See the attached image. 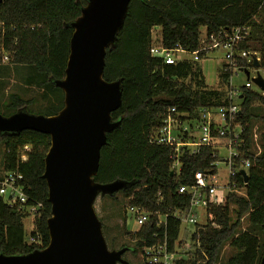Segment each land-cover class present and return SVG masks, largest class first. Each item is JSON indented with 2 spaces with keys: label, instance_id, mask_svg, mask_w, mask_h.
Wrapping results in <instances>:
<instances>
[{
  "label": "trees",
  "instance_id": "trees-1",
  "mask_svg": "<svg viewBox=\"0 0 264 264\" xmlns=\"http://www.w3.org/2000/svg\"><path fill=\"white\" fill-rule=\"evenodd\" d=\"M86 4L87 0H4L0 3V45L4 53L10 54L7 64L33 67L26 85L42 90L45 115L57 114L64 107V92L55 81L65 77L74 32L71 24ZM241 25L249 26L250 34L240 43V49L250 52L254 58L259 52L258 68H264V0H131L116 42L107 48L104 78L109 82L121 80L122 105L112 112L113 119L120 120L121 124L107 133L94 180L126 182L128 186L121 192L129 199V205L143 207L149 214L139 231L126 232L135 242V253L145 246L163 243L165 238L169 249H175L182 226L175 213L186 215L190 208V196L179 190L192 186L196 172L207 170L214 161V148L206 145L199 153L183 151L180 171L174 169L173 148L150 141L162 125L163 115L169 108L177 107L178 111L195 117L203 108L225 104L227 95L206 84L198 62L181 60L168 64L152 56L153 29L160 28L164 47L180 45L187 52L198 51L202 59L211 51L202 49V28L210 35L229 32ZM240 63L251 68L254 60L242 58ZM230 76L224 63L221 83L227 85ZM0 84L3 83L0 81ZM242 93L238 121L244 127V143L239 147L241 156L237 162L251 158L252 165L247 183L241 173L233 180L244 194L231 191L224 204L209 207L212 218L203 225L197 224L191 236L195 243L190 250L193 256L177 260L176 264H260L264 247V135L259 156L254 157L250 148L253 121L264 120V96L248 88H242ZM9 98L5 116L28 110L33 102L17 93L10 94ZM0 145L3 146L0 150L3 171L23 176L27 204H43L34 219V230L27 235L26 214L0 203V254L24 255L44 249L50 242L48 219L52 215L44 178L51 137L35 130L0 133ZM23 154L27 155L26 160H21ZM159 215H167L165 222H159ZM244 217L250 229L241 230ZM30 237L35 240L31 242ZM227 244L231 254L225 262H220V254ZM142 264L148 263L142 261Z\"/></svg>",
  "mask_w": 264,
  "mask_h": 264
},
{
  "label": "water",
  "instance_id": "water-1",
  "mask_svg": "<svg viewBox=\"0 0 264 264\" xmlns=\"http://www.w3.org/2000/svg\"><path fill=\"white\" fill-rule=\"evenodd\" d=\"M130 2L87 0L71 24L74 32L65 77L55 81L64 92V107L57 114L25 109L10 116L0 112L2 134L35 130L50 135L44 178L52 206L48 246L24 255L0 254V264H129L123 255L130 248H109L95 209L100 194L116 195L128 184L121 180L98 183L94 177L107 133L121 124L112 117L122 105L121 80H105L104 69L107 48L115 44ZM253 65L259 66L258 58ZM245 72L250 78V72ZM253 80L264 90L260 74ZM241 173L247 183L248 173ZM260 264H264V247Z\"/></svg>",
  "mask_w": 264,
  "mask_h": 264
},
{
  "label": "built area",
  "instance_id": "built-area-1",
  "mask_svg": "<svg viewBox=\"0 0 264 264\" xmlns=\"http://www.w3.org/2000/svg\"><path fill=\"white\" fill-rule=\"evenodd\" d=\"M249 34L250 27L246 25L235 27L229 32L220 31L210 35L205 34L204 41H201L203 50L223 49L226 53V64L231 73L227 83L226 103L216 108H203L195 117H190L188 113L178 111L177 107H171L163 115L162 125L151 137V143L173 148L174 163L172 167L177 171H180L181 168L183 151L199 153L201 148L206 145H211L214 148L212 155L214 161L211 166L207 170L196 172L195 183L192 186H184L179 190L181 194L190 196V208L187 214L175 213V216L182 223L201 224L199 221L201 211L205 212L206 220L204 222L206 223L208 219L212 218V214L208 212L211 205L224 204L228 193L231 191L241 195L244 194L241 192L242 190L237 188V184L233 179L243 170L248 173V169L252 165V159H241L240 163L237 162V159L241 156L239 147L244 143L242 136L244 127L241 121H238V116L241 112L239 101H241L243 93L242 88L237 91V89L232 87L231 80L236 70L245 72V70L249 71L250 69L241 65L240 59L246 58L249 62L255 59L250 52L240 49V43L245 41ZM150 52L152 56L159 57L168 64H174L183 60L181 54L187 51L180 45H176L175 48H166L161 43L160 38L159 41L152 42ZM193 53L198 55V51ZM4 59H9L8 55H5ZM259 70L261 68L257 67L254 78L260 74L264 79V75ZM254 87H256V91H259L264 96V90L251 78H248L243 86V88L248 89H253ZM253 142L256 144L255 151L252 148ZM222 146L229 150V157L225 159L228 166V180L224 183L221 182L223 176L217 168L220 160L219 149ZM252 146L250 152L253 153L254 157L259 156L262 152V147L257 134L252 136ZM26 159L27 155L23 154L21 160ZM22 181L23 176L18 172H4V174L0 175V203L3 202L9 207L23 212L27 217L32 216L35 219L36 215L41 212L43 204L41 202L31 205L27 204L28 196L24 191ZM127 213L141 225L145 224L149 218V214L145 209L139 206L129 205ZM166 218L167 215H159V222H165ZM31 232L29 235H31ZM30 239L31 242L35 240L33 237H30ZM194 244L193 240L181 238L180 234L179 239L175 242L173 251L169 249L167 238H165L163 243L143 247L139 254L142 260L148 264H176L177 260L189 259L193 256L190 250L194 249Z\"/></svg>",
  "mask_w": 264,
  "mask_h": 264
},
{
  "label": "rangeland",
  "instance_id": "rangeland-1",
  "mask_svg": "<svg viewBox=\"0 0 264 264\" xmlns=\"http://www.w3.org/2000/svg\"><path fill=\"white\" fill-rule=\"evenodd\" d=\"M205 29L202 28L201 32V41L203 42L205 39ZM160 39V28L156 27L153 29V41H159ZM10 56L8 53H4L2 50V46L0 45V61L7 63L9 59H4L5 55ZM256 57L260 60L261 55L259 52H256ZM183 60H190L193 62H198L203 70L206 84L210 88H215L220 91L227 93V85L222 84L220 80V72L224 63H226V53L223 49H216L210 51L205 58L200 59L196 53L185 52L181 54ZM206 59V60H205ZM4 60V61H3ZM7 70L9 72V78L5 80L3 83L9 84V91L6 92L3 89V85L0 84V112L2 114L7 115L6 113V104L9 102L10 94L17 93L21 95L24 99L33 100L32 104L28 108L30 113L34 114H44L46 108V102L42 98V90L33 85H26V81L33 72V67L28 65H13L8 64ZM250 78L253 79L256 72L257 67L251 66L249 69ZM259 72L264 75V68L259 70ZM248 80V76L246 72L236 70L232 80L231 85L233 88L237 89V91L241 90L245 83ZM186 82L189 83V79H186ZM197 88V87H196ZM256 90V87L253 88ZM239 101V100H238ZM237 101V102H238ZM240 102V101H239ZM258 105L257 103H255ZM24 110V109H23ZM27 110V109H25ZM27 110V111H28ZM45 115V114H44ZM257 134L259 143L262 147V137L264 135V120L256 119L253 121L252 125V136ZM3 147V146H2ZM0 145V150H1ZM255 151L256 144L253 142L252 146ZM220 160L217 165V168L221 175L223 176L221 182L224 183L228 180V166L225 162V159L229 157V150L222 146L220 149ZM4 174L3 165H2V152H0V175ZM244 193V191H241ZM129 207V199L125 198L123 193L120 191L114 197H110L109 195L102 196L101 194L96 198L95 201V209L98 217L102 221L103 224V232L108 243L110 249H120L124 244H126L130 250L127 251L123 258L129 262V264H142V257L139 253H135L133 247L135 246V242L130 238L128 233H135L140 230L142 227L141 223L135 220L131 215L127 213V209ZM204 211H201L199 214V221L201 225L205 224L206 215ZM25 230L27 235L34 228V218L26 217L24 219ZM196 225L189 224L187 222H183L181 226V238L190 240L191 235L195 230ZM250 229L249 222L246 217L242 220L241 230ZM231 248L227 244L221 254H220V262H225L226 259L231 254ZM199 264H203V262H199Z\"/></svg>",
  "mask_w": 264,
  "mask_h": 264
},
{
  "label": "crops",
  "instance_id": "crops-1",
  "mask_svg": "<svg viewBox=\"0 0 264 264\" xmlns=\"http://www.w3.org/2000/svg\"><path fill=\"white\" fill-rule=\"evenodd\" d=\"M206 32V31H205ZM206 59H207V57H206ZM205 59V60H206ZM4 61V60H3ZM7 62L6 61H4V62H0V81L3 83V82H5V80H7V78H9L10 76H9V72H8V70H7ZM204 74V73H203ZM205 82H206V79H205ZM4 84V85H3ZM2 85L4 86L3 87V89L2 90H5L6 92H8L9 91V88H10V86H9V84H7V83H3Z\"/></svg>",
  "mask_w": 264,
  "mask_h": 264
}]
</instances>
